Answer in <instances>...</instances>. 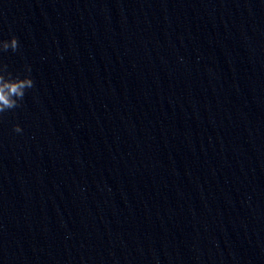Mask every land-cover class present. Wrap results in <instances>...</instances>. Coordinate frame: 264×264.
Masks as SVG:
<instances>
[{"label": "clouds", "instance_id": "9594fccd", "mask_svg": "<svg viewBox=\"0 0 264 264\" xmlns=\"http://www.w3.org/2000/svg\"><path fill=\"white\" fill-rule=\"evenodd\" d=\"M19 49V41L15 36L7 40H0V53L11 50L16 52ZM25 72L28 73L21 78L19 75L13 76L8 71L6 64L0 63V116L4 113L21 106L26 91L34 87V81L31 78V67L25 66ZM13 131L21 133L23 130L19 125H15Z\"/></svg>", "mask_w": 264, "mask_h": 264}]
</instances>
